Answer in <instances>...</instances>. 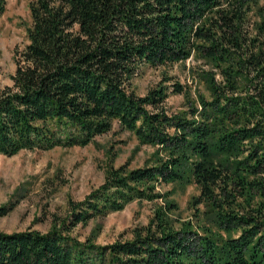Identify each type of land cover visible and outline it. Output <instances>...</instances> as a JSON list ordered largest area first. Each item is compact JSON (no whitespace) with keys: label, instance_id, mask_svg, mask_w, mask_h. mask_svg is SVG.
<instances>
[{"label":"trees","instance_id":"1","mask_svg":"<svg viewBox=\"0 0 264 264\" xmlns=\"http://www.w3.org/2000/svg\"><path fill=\"white\" fill-rule=\"evenodd\" d=\"M30 10L0 89V153L85 146L115 122L156 153L143 166L111 163L46 231L0 230V264H264V0H32ZM190 58L191 83L166 73L136 91L144 66ZM172 94L187 108L171 110ZM174 183L199 188L193 218L160 190ZM134 200L156 203L148 222L99 243L102 220Z\"/></svg>","mask_w":264,"mask_h":264},{"label":"rangeland","instance_id":"2","mask_svg":"<svg viewBox=\"0 0 264 264\" xmlns=\"http://www.w3.org/2000/svg\"><path fill=\"white\" fill-rule=\"evenodd\" d=\"M32 0H8L7 10L0 16V89L12 84L15 72V52L22 49L27 40V28L31 24L30 3ZM194 59L171 67L144 66L135 78L139 94L160 82L168 73L182 83H191L190 67ZM203 88L202 83L195 81ZM182 94L168 98L171 110L186 109ZM156 147L141 144L136 135L115 122L108 133L98 135L85 145L56 146L51 149H23L14 155L0 153V207L15 204L13 210L0 215V230L8 232L25 230L28 227L46 231L51 226L53 212H65L69 199L82 200L106 178L107 168L113 163L119 166L130 162V167L143 166L155 159ZM179 206L182 219L193 218L192 198L199 193L196 184L174 183L160 187ZM155 202L134 200L124 209L111 212L101 222L97 241L101 244L114 242L122 233L141 224L152 216ZM98 221L78 228L81 238L92 233Z\"/></svg>","mask_w":264,"mask_h":264}]
</instances>
